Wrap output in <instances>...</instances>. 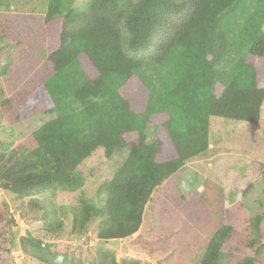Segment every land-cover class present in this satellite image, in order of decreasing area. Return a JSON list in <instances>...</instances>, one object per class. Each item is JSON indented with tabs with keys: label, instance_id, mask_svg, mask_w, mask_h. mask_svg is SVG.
<instances>
[{
	"label": "trees",
	"instance_id": "obj_1",
	"mask_svg": "<svg viewBox=\"0 0 264 264\" xmlns=\"http://www.w3.org/2000/svg\"><path fill=\"white\" fill-rule=\"evenodd\" d=\"M239 1L82 0L75 6V0H49L45 51L54 74L43 92L47 112L56 118L33 133L35 148L0 151V189L20 200L77 193L85 185L77 170L94 153L103 151L111 159L126 150L113 179L92 200H81L73 228L81 235L99 219V240L132 238L155 190L208 151L211 118L260 121L264 0H255L239 33L248 46L245 57L235 64L222 95L213 91L217 66L229 47L222 17ZM3 5L0 0V9ZM147 62L157 66V82L147 74ZM70 67L85 76L82 86H75ZM8 70L0 55V80ZM13 107L10 99L0 101V121ZM151 125L158 134L148 142ZM31 203L41 209L38 201ZM262 220L260 215L251 219L253 254L240 264H264ZM3 222L14 221L0 200ZM45 229L53 230L48 222ZM233 233L234 227L223 222L199 264H223ZM18 249L43 264H70L69 257L47 250L37 238H22ZM94 264L141 263L129 258L120 263L113 253L99 252Z\"/></svg>",
	"mask_w": 264,
	"mask_h": 264
},
{
	"label": "rangeland",
	"instance_id": "obj_2",
	"mask_svg": "<svg viewBox=\"0 0 264 264\" xmlns=\"http://www.w3.org/2000/svg\"><path fill=\"white\" fill-rule=\"evenodd\" d=\"M48 2L2 0L0 55L9 70L0 80V101L10 99L14 107L6 108L0 121V151L35 148L33 133L56 118V113L47 112L43 92L45 81L54 74L45 51ZM81 2L75 0V6ZM254 6L255 0H240L222 17L229 47L217 66L213 91L218 97L228 86L235 64L246 55L248 46L241 44L239 33ZM145 70L154 80L158 76L157 66L150 62ZM68 74L76 87L85 83L78 67H70ZM157 134L158 127L151 125L148 142ZM209 141L205 154L189 161L155 190L139 232L125 240H99V219H94L81 235L73 227L81 200H92L100 187L113 179L127 159L126 150L111 159L103 151L94 153L77 170L85 180L77 193L20 200L0 189V200L14 221L0 223V264H21L22 260L25 264H43L20 253L19 241L29 236L40 240L47 250L69 257L70 264H94L99 252L113 253L120 263L129 258L141 264H199L210 238L223 222L234 227L223 249V264H240L253 254L248 246L252 239L250 221L257 215L263 217L260 231L264 244V104L257 125L211 118ZM34 200L41 209L33 206ZM47 222L52 225L51 232L45 229Z\"/></svg>",
	"mask_w": 264,
	"mask_h": 264
},
{
	"label": "bare ground",
	"instance_id": "obj_3",
	"mask_svg": "<svg viewBox=\"0 0 264 264\" xmlns=\"http://www.w3.org/2000/svg\"><path fill=\"white\" fill-rule=\"evenodd\" d=\"M214 143V142H213ZM214 144H216V141H215V143ZM229 145V144H228ZM239 147V146H238ZM1 194V193H0ZM70 209V208H69ZM78 210V209H77ZM68 231V230H67ZM57 234V233H56ZM62 236V235H61ZM59 240V239H58ZM48 243V242H47ZM109 244V243H108Z\"/></svg>",
	"mask_w": 264,
	"mask_h": 264
},
{
	"label": "water",
	"instance_id": "obj_4",
	"mask_svg": "<svg viewBox=\"0 0 264 264\" xmlns=\"http://www.w3.org/2000/svg\"><path fill=\"white\" fill-rule=\"evenodd\" d=\"M21 264H25L24 260L21 261Z\"/></svg>",
	"mask_w": 264,
	"mask_h": 264
}]
</instances>
